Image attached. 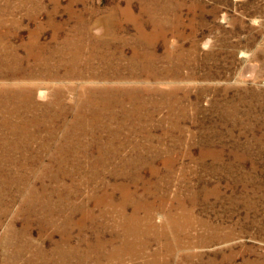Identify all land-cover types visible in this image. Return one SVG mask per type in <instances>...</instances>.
Masks as SVG:
<instances>
[{
	"label": "rangeland",
	"instance_id": "obj_1",
	"mask_svg": "<svg viewBox=\"0 0 264 264\" xmlns=\"http://www.w3.org/2000/svg\"><path fill=\"white\" fill-rule=\"evenodd\" d=\"M0 264H264V0H0Z\"/></svg>",
	"mask_w": 264,
	"mask_h": 264
}]
</instances>
